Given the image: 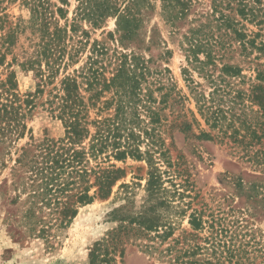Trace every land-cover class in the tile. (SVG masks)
Listing matches in <instances>:
<instances>
[{
  "label": "trees",
  "instance_id": "obj_1",
  "mask_svg": "<svg viewBox=\"0 0 264 264\" xmlns=\"http://www.w3.org/2000/svg\"><path fill=\"white\" fill-rule=\"evenodd\" d=\"M74 1L68 16L69 0H0L1 165L11 160L16 142L30 132V141L20 146L11 165V185L27 197L17 224L52 247L51 230L65 228L79 206L110 195L123 175L118 162L143 160L150 166L143 204L137 209L128 194H120L126 203L107 213L116 226L91 249L90 261L98 257L103 261L124 238L144 240L140 247L149 254L155 240L164 241L175 231L171 200L155 194L158 174L153 155L165 156L161 135L167 119L159 111L169 108L175 96L163 82L156 88L162 91L159 99L153 96L148 87L154 77L151 58L127 46L139 43L144 13L154 8V2ZM159 1L161 15L170 25L184 18L192 4V0ZM12 3L26 7L29 17L10 15ZM209 14L184 36L189 64L209 84L207 93L191 88L206 126L198 138L232 143L264 173V59L258 62L264 56V0L214 1ZM108 18L115 19V31L104 29ZM247 24L256 25L257 30ZM98 29L104 38L91 37ZM108 41L115 44L111 54ZM235 52L243 60L230 62L229 54ZM253 53L257 54L247 59ZM82 56L84 62L76 67ZM106 61L113 65L110 76H106ZM240 63L253 64V76L247 77ZM18 71L32 73L33 90L19 91ZM245 83L248 86L243 88ZM107 92H111L109 97ZM44 93L46 98L37 103ZM155 102L161 107H153ZM37 104L59 121L61 135L32 136L27 120ZM141 112H146L148 121ZM181 127L189 130L191 123L183 120ZM262 186L251 185L249 196L264 206V194H258ZM44 208L48 210L42 214ZM187 222L190 231L182 230V240L172 238L167 246L168 264H264L263 244L243 225L214 216L204 219L201 212H191ZM201 232L205 235L198 236Z\"/></svg>",
  "mask_w": 264,
  "mask_h": 264
},
{
  "label": "rangeland",
  "instance_id": "obj_2",
  "mask_svg": "<svg viewBox=\"0 0 264 264\" xmlns=\"http://www.w3.org/2000/svg\"><path fill=\"white\" fill-rule=\"evenodd\" d=\"M151 1L154 2V8L144 13L139 43L133 42L127 47L133 48L146 58H151L150 67L154 77L149 80L148 87L153 96L159 99L162 91L156 88L157 84L162 82L175 96L169 108L164 106L159 111L167 119L162 124V128L167 129L161 135L166 148L165 158L158 153L153 154L157 168L155 171L158 174L156 183L158 190L155 194H164L174 207L170 211V219L175 227L173 235L164 241L155 240L153 252L149 254L140 247L139 243L144 240L124 238L125 241L116 246V250L108 252L106 257L103 256L105 252L100 251L103 261H100V257L93 263L90 261L91 249L106 237L113 226H116L115 222L109 221L107 213L120 203H126L124 199L119 198L120 194H128L137 209L148 194L150 166L146 161L130 158L124 163H117L122 167L123 175L112 186L107 198L96 197L91 203L79 206L76 216L65 228L51 230L52 247H47L43 240L35 237V234L27 233L22 224H17L27 206L25 202L27 197L22 192L17 194L11 185L13 160L20 146L30 141V132L27 131L14 145L11 160H7L6 164H0V264H168L171 255L167 246L173 242L172 238L182 240V236H185L182 235V230L190 231L187 221L191 212H201L204 219L214 216L229 224L235 221L236 225H243L247 233L254 234L264 246V206L249 196L253 194L250 191L251 185H264V173L260 172L262 169L242 157L239 148L226 140L218 142L198 138L201 128L206 129V126L197 112L191 88L196 86L197 90H204L207 93L209 84L201 77L199 69H192L189 64L184 36L189 35V30L197 28L200 22H205L207 15L211 17L209 14L211 6L214 1L219 0H192L185 17L174 25L166 22L161 15L160 1ZM69 2L67 9L68 16H71L75 1ZM8 12L15 18L29 17V10L18 3L9 4ZM247 26L249 29L257 30L256 25ZM115 28V19L108 18L104 29L115 31ZM101 31L98 29L91 32V37L104 38L105 34ZM108 46L110 47L108 54H111L115 44L108 41ZM255 54L257 53H253L247 59H252ZM229 56L233 57L229 59L230 62L243 60L236 52ZM199 57L203 58V54L200 53ZM261 57L258 62L264 59V56ZM83 62L84 58L76 67ZM240 64L247 77L253 76V64L251 66L248 63ZM105 65L106 76H110L113 65L107 61ZM157 76L159 80H154ZM3 77V72H0V78ZM16 78L21 93L33 90L32 73L18 71ZM247 86V83L242 84L243 88ZM143 92H146L145 88ZM110 93H105V96L109 97ZM45 98L44 93L37 99V103ZM152 106L161 107L157 102ZM111 112L112 109L109 113ZM141 116L148 121L146 112H141ZM183 120L191 123L189 130H183L181 127ZM158 128L162 129L159 125ZM27 129H30L35 139L43 138L45 133L50 137H58L62 133L59 121L52 119L39 104L29 115ZM144 147V143L141 144L142 150ZM260 189L258 194H264V186ZM162 206L158 205L157 209L164 211ZM47 210L42 209V214ZM203 235L205 234L202 232L198 233V236Z\"/></svg>",
  "mask_w": 264,
  "mask_h": 264
}]
</instances>
